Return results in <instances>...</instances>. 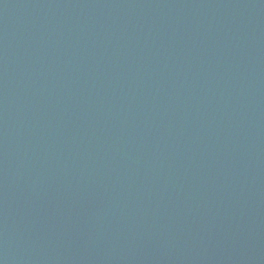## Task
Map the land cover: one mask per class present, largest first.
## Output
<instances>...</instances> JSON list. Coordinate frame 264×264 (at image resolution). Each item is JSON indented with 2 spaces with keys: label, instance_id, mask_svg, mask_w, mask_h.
Wrapping results in <instances>:
<instances>
[{
  "label": "water",
  "instance_id": "water-1",
  "mask_svg": "<svg viewBox=\"0 0 264 264\" xmlns=\"http://www.w3.org/2000/svg\"><path fill=\"white\" fill-rule=\"evenodd\" d=\"M0 264H264V0H0Z\"/></svg>",
  "mask_w": 264,
  "mask_h": 264
}]
</instances>
